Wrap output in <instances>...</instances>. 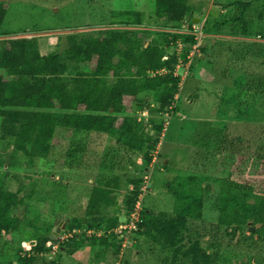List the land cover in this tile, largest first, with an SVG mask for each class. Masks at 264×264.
<instances>
[{"label": "rangeland", "instance_id": "obj_1", "mask_svg": "<svg viewBox=\"0 0 264 264\" xmlns=\"http://www.w3.org/2000/svg\"><path fill=\"white\" fill-rule=\"evenodd\" d=\"M2 1L7 3L8 12L0 26V41L33 39L45 55L62 53L69 45L70 35L86 36L109 29L176 31L171 23L156 16L155 0ZM231 1L237 0H188L191 13L198 20L193 19L191 28L187 21L177 25L181 28L176 32L193 34L198 37V43L190 47L186 60L183 57L184 37L167 45L170 53L177 51L179 55L175 75H180L182 79L180 99L173 102L172 109L166 113L151 112L150 107L158 108V92L149 90L140 95L144 102L140 116H151L157 123L162 119L165 121L161 142L155 152L160 156H154L150 168L139 166L142 160L138 155H134L137 163L131 164L128 155L108 134L74 132L65 128H57L48 159L38 160L28 168L27 157L7 144L0 134V185L4 183L11 190L21 187V202L9 215V219L19 217L21 221L18 227L15 223L7 232L0 234V264H20V253H25L35 244L29 239L48 234L50 225L53 232L62 221L67 228L72 217H87L91 187L102 176L120 175L122 187L118 203L122 207V198L133 188L126 184L125 175H141L147 171L148 188L142 203L156 213L166 212V216H172L175 196L171 184L175 179L196 176L204 179L212 191L216 190L220 181L216 159L211 156L223 149L219 139L226 135L231 136L229 141L234 144L230 145L228 141L225 146H232L237 151L236 160L230 168V171H235L232 178L240 183L250 182L256 190H260L264 181L262 168L252 174L253 167L245 168L242 176L236 170H242L239 168L242 160L253 155L248 139L256 137L258 149H264V0H241L251 2L263 14L262 18L249 17L245 31L235 14L231 16L235 8L221 11L219 4ZM138 12L142 14L143 23L130 25L128 22L134 21ZM218 24L220 31L210 30ZM141 36L148 41L149 33L141 32ZM164 73L165 69L150 72L149 75ZM53 79L66 90L70 89L71 76ZM115 81V78H110L109 83L114 84ZM244 85L249 87L252 102L245 114H239L234 100L242 99L240 94ZM132 104L133 98L126 97L125 105L129 107ZM74 148L81 151L68 155L67 152ZM106 148L116 149V152L113 160L105 161L111 167L102 168L100 164ZM203 162L207 166L202 165ZM124 218L125 215L120 214V219ZM250 223L237 227L234 236L230 237L226 228H218L213 219L196 222V226L208 231L204 234L203 228L196 229L202 230V234L199 232L202 246L217 253L213 264H264V244L257 241V235L250 230L252 226L256 230L259 225ZM65 234L70 236L71 232ZM130 238L131 242H124L119 253L111 250L107 252L105 261L98 263L93 260V264H172L173 249L161 248L151 238L136 233ZM181 244L189 246L188 237ZM93 252L94 249L86 247L72 255L51 253L46 261L48 264H91L88 262ZM38 261L42 264V260ZM176 264H191V260L181 257Z\"/></svg>", "mask_w": 264, "mask_h": 264}, {"label": "trees", "instance_id": "obj_2", "mask_svg": "<svg viewBox=\"0 0 264 264\" xmlns=\"http://www.w3.org/2000/svg\"><path fill=\"white\" fill-rule=\"evenodd\" d=\"M219 5L221 11L236 9L231 16L235 14L236 19L243 24L244 31L249 17H263L260 10L248 1L222 2ZM191 11L188 0H155L156 16L171 23L170 26L176 31L181 28L176 26L186 21L191 28L194 24ZM7 12V3L0 0V26ZM128 23L142 24L141 12L135 13L134 21ZM219 24L210 30L220 31ZM176 31L109 29L86 36L70 35L67 49L62 53L46 55L41 53L33 39L0 41L2 138L27 157L28 168H31L38 160L48 159L54 147L57 128L74 132H101L116 140L130 158L131 164L137 163L134 155H138L142 160L139 166L150 168L154 156H160L158 153L155 155V152L161 142L165 121L162 119L157 123L151 116H140L144 106L140 95L156 90L158 108L150 107V111L158 113H166L172 109L173 102L180 99L182 79L180 75H175L179 55L177 51L170 53L167 45L184 37L183 57L186 60L190 47L197 42V36ZM141 32L149 33L148 41L141 36ZM163 69L166 73L149 75L150 72ZM67 75L72 77L68 90L53 79ZM110 78L116 79L114 84L109 83ZM240 95L241 100H234L238 105L236 112L245 114L252 102L249 87L244 85ZM126 97L133 98V104L129 107L125 105ZM192 98L193 95L190 96ZM230 137L226 135L220 138L224 147L211 156L216 159V172L220 181L216 184V190L212 191L204 179L196 176L174 178L171 184L175 196L172 216H166V212L156 213L142 203L148 188L147 171L144 170L145 173L141 175H125L126 184L133 188L122 198V207L118 203L122 187L120 175L102 176L91 187L87 217L70 219L66 232H71V235L59 241L51 232L50 225L48 234L33 235L29 239L35 244L31 250L20 253L18 262L39 264L40 259L42 264H48L46 257L51 253L72 255L91 247L94 252L88 263L93 260L101 263L105 261L107 252L112 250L119 253L122 249L124 236L117 232V228L127 222V217L136 209L138 202L142 222L134 233L151 238L161 248L173 249L172 264L178 263L181 257L191 260V264L215 263L217 253L202 246V230L199 229L203 228L204 234L208 231L196 226V222L207 218L213 219L218 228L225 227L230 237L234 236L237 227L248 226L250 222L259 225L253 234L257 235V241L264 244V181L261 182L260 190H256L252 183H240L232 178L235 171H230V168L236 160L237 151L232 146H225ZM255 138L247 141L253 155L242 160L239 167L242 170H236L240 176L245 168L253 167L254 171H250V174L259 168L264 170V149H258ZM229 142L230 145L234 144L233 141ZM76 150L81 151L74 148L67 154L72 155ZM115 152L116 149L106 148L103 153L105 160H101L100 164L102 168L111 167L106 162L107 159L113 160ZM211 167L216 168L214 165ZM143 186H146L145 190ZM20 191L21 187L11 190L4 183L0 185V234L2 231L7 232L15 223L18 227L21 221L19 217L9 219L21 202ZM120 214L125 215V218L121 220ZM90 230H102V233L88 235ZM187 237L189 246L181 244ZM50 241L52 244L48 245ZM55 244L58 245L57 249L53 248Z\"/></svg>", "mask_w": 264, "mask_h": 264}, {"label": "built area", "instance_id": "obj_3", "mask_svg": "<svg viewBox=\"0 0 264 264\" xmlns=\"http://www.w3.org/2000/svg\"><path fill=\"white\" fill-rule=\"evenodd\" d=\"M197 43H198V37H197ZM146 186H143V190H145ZM142 222L141 219V215H140V202H138L136 209L131 213L130 216L127 217V222L121 224L118 228H117V232L121 233L124 236V242L130 241V237L132 236V234L135 232V230L138 229V225L139 223ZM93 233H96V235H100V233H97L93 230H90L88 235H91ZM59 238V241H64L68 238V235H61V236H57ZM123 242V243H124ZM131 242V241H130ZM29 243V242H28ZM51 241L48 242V245H51ZM58 245L55 244L53 246L54 249H57ZM28 248V247H27ZM32 246L29 247L27 250H31Z\"/></svg>", "mask_w": 264, "mask_h": 264}, {"label": "water", "instance_id": "obj_4", "mask_svg": "<svg viewBox=\"0 0 264 264\" xmlns=\"http://www.w3.org/2000/svg\"><path fill=\"white\" fill-rule=\"evenodd\" d=\"M198 19H194V21H196ZM197 96V95H195ZM66 229V223L64 221H62L59 225H56L53 229V234L56 236H59L61 234H63L65 232ZM251 231H255V226L250 227Z\"/></svg>", "mask_w": 264, "mask_h": 264}, {"label": "clouds", "instance_id": "obj_5", "mask_svg": "<svg viewBox=\"0 0 264 264\" xmlns=\"http://www.w3.org/2000/svg\"><path fill=\"white\" fill-rule=\"evenodd\" d=\"M65 230H66V229H65ZM65 233H66V232H64L63 234L65 235ZM63 234H61V235H63ZM61 235H59V236H61ZM66 235H67V234H66ZM68 237H69V236H68ZM131 237H132V236H131ZM131 239H132V238H131Z\"/></svg>", "mask_w": 264, "mask_h": 264}]
</instances>
